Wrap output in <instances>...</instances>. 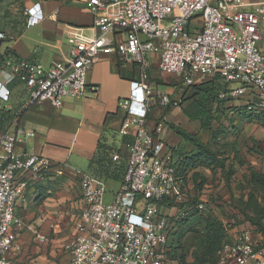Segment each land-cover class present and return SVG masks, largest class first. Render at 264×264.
<instances>
[{
    "label": "built area",
    "instance_id": "1",
    "mask_svg": "<svg viewBox=\"0 0 264 264\" xmlns=\"http://www.w3.org/2000/svg\"><path fill=\"white\" fill-rule=\"evenodd\" d=\"M84 1L94 32L88 35L84 27L71 25L67 57L45 64L9 53L0 63V109L12 108L7 104L12 89L20 88L24 95L13 120L0 129V264H14L9 252L23 226L17 209L29 180L63 175L67 167L18 150L33 135L19 124L22 111L43 103L59 108L68 98L97 91L89 86L88 74L101 57L112 54L138 69L130 81V98L121 102L127 109L123 130L130 139L112 154L114 161L126 160L125 173L112 200L105 178L80 174L83 206L74 218V234L64 244L68 260L59 264H180L169 256L172 217L179 215L165 210L193 192L179 173L173 149L161 138L164 120L148 126L153 108L180 106L178 99L154 88L151 55H158L161 71L180 75L186 86L218 77L232 96L246 97L249 109L264 111V0ZM25 15L27 26L45 19L39 2ZM197 206L204 209L202 199ZM34 234V240L48 239L40 231ZM215 264H264V234L255 229L234 233Z\"/></svg>",
    "mask_w": 264,
    "mask_h": 264
},
{
    "label": "crops",
    "instance_id": "2",
    "mask_svg": "<svg viewBox=\"0 0 264 264\" xmlns=\"http://www.w3.org/2000/svg\"><path fill=\"white\" fill-rule=\"evenodd\" d=\"M49 1H18L21 6L18 10L22 9V15H25L28 7L38 2L41 4L45 19L38 24L48 26L52 34L49 41L42 42L46 45L43 51L46 64L68 56L71 25L84 27L88 35L94 32L93 15L84 0ZM4 33L7 39L14 40L7 47L17 55L37 57V49L23 40L24 33L15 38L6 31ZM119 59L116 54H112L101 57L94 64L88 74V84L97 86V91L89 90L84 98H68L59 108L49 103L40 104L25 111L20 117V126L32 131L33 135L25 137L18 150L46 156L54 162L66 163L67 167L63 175L50 173L45 178L29 180L25 199L17 209L23 219V226L16 246L9 252L14 264H59L68 260L64 244L74 234V218L81 211L84 201L80 174L95 172L97 155H112L117 150H123L125 142L130 139L129 133L123 130L127 109L121 102L128 99L124 98L125 95L130 97V81L137 77L138 69L126 64L124 68L131 73H128L129 78H123L114 69H118ZM151 59L158 61V55L152 54ZM19 89L11 90L9 102L16 99V90ZM18 104L21 106V103ZM8 105L15 110L20 108ZM175 108L181 114L178 120L180 123L199 122L185 117L181 105ZM167 114L161 118L165 123L162 131L166 127L171 129L167 122L173 121L166 117ZM149 121L148 126L152 128L156 121ZM172 131L174 145L167 142L170 147L191 148L173 129L169 136ZM106 181L108 199L112 200L121 187L122 173L115 171ZM130 198V195H126L127 201ZM143 204L140 202V206ZM35 231L47 235V241L34 240ZM232 232L236 233L235 230Z\"/></svg>",
    "mask_w": 264,
    "mask_h": 264
},
{
    "label": "rangeland",
    "instance_id": "3",
    "mask_svg": "<svg viewBox=\"0 0 264 264\" xmlns=\"http://www.w3.org/2000/svg\"><path fill=\"white\" fill-rule=\"evenodd\" d=\"M18 1L11 0L0 6V28L14 38L24 33L25 38L23 40L27 44H32L33 48L37 49V58L46 64V58L43 55L46 45L42 42L50 40V36L52 35L51 30L43 24H36L28 28L26 23L28 17L22 15L21 8L18 10V7H21ZM49 2L54 3V1ZM13 41V39L6 38L3 43V48L12 44ZM260 46L264 51V42H260ZM158 65V61L153 60L152 68L149 70L151 81L154 82V88L157 89L158 86L160 91L167 93L172 99H178L180 102L187 101L188 97L194 92V88L189 89V94L187 95L188 88L184 85L183 77L177 74L163 72L159 69ZM114 69L119 73L117 68ZM124 70L125 74L126 72L128 73L126 69ZM22 93V89L16 90L15 96L19 102L15 99L7 103L20 107L18 103H22L24 100ZM126 97L130 98L125 95L124 98ZM246 103V97H241L236 99L233 105L241 108ZM2 105L1 102L0 106ZM35 107H38V105ZM172 109L173 107H155L149 119L158 121L170 111L166 117L192 133H197L213 149L224 153L225 155L223 156L228 158L227 164L230 166L228 168L229 171H234L232 175H228L227 173L221 172L220 169L216 171L209 168L200 169L203 175L208 178L206 183H204L203 190L198 191V199H202L204 203L202 213L213 214L221 218L229 233V239L234 235L233 230L237 232L247 228L256 229L247 220L246 215H251L255 219L262 218L264 222V188L259 185H254L250 178L251 169L259 173H264V125L256 119L241 117V114L237 110L234 113L229 112L214 122L213 131H207L202 129L199 122L196 121L185 124L180 123L178 121L181 115L179 110L177 108ZM169 132H171V129L166 127L160 134L161 138H166L164 139L166 142L174 145V141L172 140L174 139V132L172 131L171 136H169ZM190 183L192 185L191 191L194 194L196 188H194L192 182ZM201 183L199 179L198 184ZM109 200L111 199L109 198ZM172 208L170 205L169 209L165 210L166 213L169 215L178 214L179 206L174 209ZM198 217L189 220L184 230H181L177 234L178 237L183 232L182 242L188 253V260L191 262L194 261L192 253L198 245V239L194 229L201 228L204 223L203 216ZM175 241L172 237V247L176 246Z\"/></svg>",
    "mask_w": 264,
    "mask_h": 264
},
{
    "label": "trees",
    "instance_id": "4",
    "mask_svg": "<svg viewBox=\"0 0 264 264\" xmlns=\"http://www.w3.org/2000/svg\"><path fill=\"white\" fill-rule=\"evenodd\" d=\"M11 0H0V6ZM0 32L4 33L5 30L0 28ZM5 34V33H4ZM6 35V34H5ZM5 38H0V63L4 61L9 53H15V51L6 47L3 48ZM119 74L123 78H129L128 73L125 74L124 61L119 59L118 61ZM134 69L137 68L133 65ZM151 78V75H150ZM187 95L189 89L194 88V92L188 97L185 102H180L183 113L191 120H198L201 128L207 131L214 130V122L221 119L224 115L234 111L239 112L241 117L256 119L264 125V111H257L249 109V105L245 104L241 108L234 104V101L241 97H234L230 94L231 89L228 84L218 77L207 79L201 84L187 85ZM224 94V96H221ZM30 107L29 109H32ZM170 108V107H169ZM215 108V109H214ZM25 109L22 114L29 110ZM15 109H0V129L7 128L9 123L13 120ZM151 114H149L150 118ZM169 127L173 129L191 148L188 149L186 146L171 147L173 149V155L178 164V170L187 181L194 184L195 194L190 195L188 200L180 203L178 206L179 218L175 216L172 220L175 222L173 230L171 232L170 239V251L169 256L173 260H178L180 264H215L218 258V251L223 244L229 240V233L226 229L224 221L213 214L202 213L199 209L198 202V191L203 190L204 183L207 181L200 169L209 168L213 171L220 169L221 172L232 175L234 171H229V165L227 164L228 158L224 157V153H220L213 149L210 144L202 140L197 133H192L183 126L174 122H167ZM219 138V137H218ZM108 153V152H107ZM113 154V153H112ZM97 169L95 172H91L95 175L103 177L107 180V177L115 171L122 173V179L126 169V160L121 159L114 161L112 155H97L95 160ZM243 162V161H242ZM229 171V172H228ZM251 182L254 185H259L264 188V173H259L254 169L250 172ZM201 180V184H198V180ZM163 201L159 202L163 205ZM203 216L204 223L201 228L194 229L195 235L198 239V245L192 253L194 261L188 260V253L184 248L182 242L183 232L177 237V234L181 230H184L185 225L189 220L195 217ZM247 220L256 227V231L264 234V222L261 219H255L251 215H246ZM172 237L176 240V246L171 245ZM177 237V238H176Z\"/></svg>",
    "mask_w": 264,
    "mask_h": 264
}]
</instances>
